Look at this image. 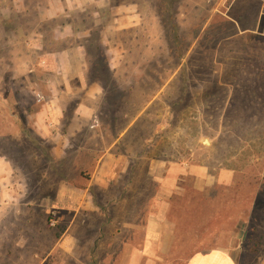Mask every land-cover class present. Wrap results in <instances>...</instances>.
I'll return each mask as SVG.
<instances>
[{
  "label": "rangeland",
  "instance_id": "obj_1",
  "mask_svg": "<svg viewBox=\"0 0 264 264\" xmlns=\"http://www.w3.org/2000/svg\"><path fill=\"white\" fill-rule=\"evenodd\" d=\"M159 5L0 0V134L13 130L11 112L28 135L38 129L33 115L45 112L47 129L31 142L0 138L14 191L0 204V264H38L74 213H95L72 226L79 261L63 251L40 264H116L121 238L139 247L145 235L115 236L105 213L145 226L165 202L173 240L164 252L143 245L140 264H184L211 248L227 249L237 264L264 263V0H172L174 20L160 17ZM248 78L254 94L240 109L236 83ZM93 83L103 94L92 95ZM127 125L112 150L128 152L130 169L122 184L103 188L97 160ZM57 135L69 147L62 159ZM149 157L158 165L152 175Z\"/></svg>",
  "mask_w": 264,
  "mask_h": 264
},
{
  "label": "crops",
  "instance_id": "obj_2",
  "mask_svg": "<svg viewBox=\"0 0 264 264\" xmlns=\"http://www.w3.org/2000/svg\"><path fill=\"white\" fill-rule=\"evenodd\" d=\"M89 87H92V90H93L92 95L94 97L99 96L100 94H103L104 87L102 85L93 83L89 85ZM89 87H86V88H89ZM91 115L89 118L88 117L86 118L91 120L92 122L91 127H94L93 122H98V119L93 114ZM17 117L18 116H16V114H14L13 112L9 114V118H10L9 123H11V125L13 126L12 128L13 130L10 132L8 131L6 135L3 134V136L0 134V138L6 137L9 140H13L17 143L20 139H26L29 142H31L29 135H34L35 139H38V138L45 139L46 138L47 129L45 128V119L43 118V117H46L45 112L42 113V111H39L36 115H33L34 124L37 125L38 129L31 130V131L29 130L30 132L34 133V134L31 133L29 135L26 134L24 129L20 128ZM61 117L62 116L60 115L59 119H61ZM128 127H131V125H127L122 131L117 132L116 134L112 136L111 140L108 141L105 145L106 148H105L104 154H102V156H100L97 160V163L95 166L96 175L98 172H100L101 176L103 177L97 176L96 179H98L99 181H97L96 184H98L99 186L103 188L114 185V183L116 181L119 182V180H120V184H122L121 183L122 175L126 173L128 169H130L129 167L130 157H129L128 152L126 150L124 152L123 151L117 152L115 150H112L115 146L122 144L123 138L127 136L129 132ZM40 129H43V130H40ZM53 138L54 140L56 138L55 144L53 147L55 158L62 159V157L64 156V153L67 151V148L69 147L67 146V143L64 144L61 141L62 140L61 136L59 137V135H57ZM57 139L60 142H57ZM72 147H73V144H72ZM141 158L142 157H139V159ZM4 159L7 162L4 161ZM146 159H148V164H147L148 172L151 175L153 173L155 174V172L158 169L157 160H155L152 157H149ZM10 164H11L10 160L7 157H5L3 154H0V204L4 200L6 195H9L10 192H14L12 188H9L10 183L7 182L9 178L6 177L9 171L8 169L11 168L13 170ZM44 176L45 175L43 174L42 178ZM41 180L43 181V179ZM41 180L39 183L40 185H42ZM154 180L158 182L159 179L155 177ZM45 182L46 181L42 183L45 184ZM162 182H167L166 185H171L173 184L174 181L170 178H166L165 181L162 179ZM18 184L21 185V183H18ZM125 185H127V182L125 183ZM70 186L73 187L72 184ZM85 193L86 195H89L86 197L87 199L85 202V207L89 208V206H91L95 200L93 199V195L89 192L88 188L84 189V192L82 193V198H83V195L85 196ZM53 196H54V199L61 200L63 198V193H61L60 189H56L55 192L53 193ZM70 197L73 198L72 194ZM13 200H14V197H11V199H9V201L7 202L13 203L14 202ZM115 201L118 203L119 206H122L123 202L125 201V198L123 199L120 198L117 200L114 198L112 202H115ZM168 206H169V203L167 204L165 202L164 205L160 209H157L155 211H151L150 213H148V218L146 219L147 221H146L145 226L142 223L137 224L136 221H134L133 223H132V220L127 221L126 213H105L110 223L109 226L111 228V233H113L115 236L117 234H124L126 230H129V232L132 234H136L138 230V232L139 231L141 233L144 232V235H145L144 239L140 237L143 240V242L141 243V240H139V247H136L135 243L130 241L131 239L128 240V238L122 237L121 238L122 247L120 248L121 249L119 253L120 257H118L119 263L117 261L116 264H140L143 258V255H142L143 245L145 249L156 248L162 252L168 249L169 244H171L173 240V234H174V224L168 218V213L166 212ZM43 214L47 216L49 213H43ZM52 214L55 216L57 213H52ZM77 214L78 213L72 214L69 225L66 227L65 230L60 231L58 238H56L55 242L47 248L46 254L40 257V261L38 264L44 263L48 259V257L52 255V253H54V256H56L57 252L62 253L63 251L69 253L71 255V258H73L74 260L79 261V257L77 258V255H76V252H77L76 241L78 239V236L74 234L75 233L73 232L74 227L72 226H74L75 223L81 225V224H84L85 222L88 225L90 223L88 218L91 217V214H95V213H79V216ZM81 214L84 216H88L86 220L85 219L78 220ZM14 215L17 216L19 215V213H14ZM54 224H55V221H54ZM69 228H71V230H69ZM131 250H133L134 252ZM37 254L38 252H36L35 256H38ZM105 257H108V254ZM59 263L55 261L54 264H59ZM184 264H237V262L227 249L211 248V249L204 250V251L194 252L184 261Z\"/></svg>",
  "mask_w": 264,
  "mask_h": 264
},
{
  "label": "trees",
  "instance_id": "obj_3",
  "mask_svg": "<svg viewBox=\"0 0 264 264\" xmlns=\"http://www.w3.org/2000/svg\"><path fill=\"white\" fill-rule=\"evenodd\" d=\"M159 1H160V5L158 7V13H159L160 17L163 15L169 14V18H171L172 13H173V10L170 7L172 0H159ZM171 19L174 20V17ZM224 23L226 25H230L232 27L235 26L234 23L232 21H229V20H225ZM175 28H176V26H175ZM107 68H108V66H107ZM262 73L263 74L261 76L262 77L261 84H264V70H262ZM246 80H247L246 83H241L242 81H239V80H238V83H236V85H237L236 86V95H235L236 97H235L233 105L236 107L238 105H240L241 106L240 109H245V108L250 106V103H251L249 101L250 100L249 99L250 94H254L253 90L250 88V87H252V86H250L252 84L248 83L249 81H251V78H248ZM214 82H217V81L215 80ZM239 86H242V87L245 86V87L242 90H239ZM261 86L262 85H260V83H259V85L257 84V86H255V87H261ZM237 108H239V107H237Z\"/></svg>",
  "mask_w": 264,
  "mask_h": 264
},
{
  "label": "built area",
  "instance_id": "obj_4",
  "mask_svg": "<svg viewBox=\"0 0 264 264\" xmlns=\"http://www.w3.org/2000/svg\"><path fill=\"white\" fill-rule=\"evenodd\" d=\"M41 98H42V96H39V97H38L39 100H40ZM50 224L53 225V224H54V221L51 220V221H50Z\"/></svg>",
  "mask_w": 264,
  "mask_h": 264
}]
</instances>
